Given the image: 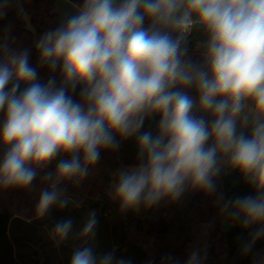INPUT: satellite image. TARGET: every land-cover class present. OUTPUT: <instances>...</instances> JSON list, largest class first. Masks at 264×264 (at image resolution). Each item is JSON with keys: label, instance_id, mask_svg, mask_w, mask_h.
Listing matches in <instances>:
<instances>
[{"label": "clouds", "instance_id": "obj_1", "mask_svg": "<svg viewBox=\"0 0 264 264\" xmlns=\"http://www.w3.org/2000/svg\"><path fill=\"white\" fill-rule=\"evenodd\" d=\"M150 28L144 29L145 20ZM194 27L207 35L205 67L184 60L182 47ZM175 37V38H174ZM41 67L60 69L62 85L36 81L25 50L0 46V186L26 188L34 167L61 160L51 190L42 191L37 211L69 203L61 182L86 176L114 136L139 132L149 115H160L158 134L138 137L141 163L119 173L114 196L124 209L178 199L186 186L215 191L222 162L238 170L258 195L224 203L222 211L244 227L264 224V0H83V5L35 44ZM21 84L25 87L21 90ZM11 85V87H9ZM77 85L80 100L71 92ZM195 87L198 104L186 92ZM211 115V127L193 108ZM245 129L250 135H245ZM212 140L211 146L208 141ZM82 157V159H81ZM96 213L80 232L91 239ZM72 221L57 223L53 235L67 238ZM264 236L258 229L252 243ZM92 246L75 251L71 264H112ZM188 264H198V254Z\"/></svg>", "mask_w": 264, "mask_h": 264}, {"label": "trees", "instance_id": "obj_2", "mask_svg": "<svg viewBox=\"0 0 264 264\" xmlns=\"http://www.w3.org/2000/svg\"><path fill=\"white\" fill-rule=\"evenodd\" d=\"M69 1L79 8L83 5V0ZM54 2L55 0H0V46L7 45L9 50L17 54L27 50L30 66L37 69L35 82L43 86L54 79L56 87H60L62 78L59 67L54 72L47 65L41 67L35 47L36 41L46 32L55 30L68 18L59 15ZM25 14L30 17L34 31L28 28ZM150 26V21L146 19L143 28L147 30ZM206 42L207 35L204 31L194 27L182 45L187 49L184 60L193 56L192 64L203 67V46ZM24 87L21 84V90ZM82 87L83 85H77L75 92L69 89L74 100H80ZM193 114L205 118L204 112L199 109H193ZM3 117L4 113L0 112V119L3 120ZM159 121V114L149 115L135 135L127 139L115 135L117 146L102 149L99 160L88 167L86 176L61 182L59 188L64 190L65 197L83 199L91 209L99 207L104 216L121 214L120 246L110 251L121 255L120 264H188L192 253L198 254V264H264V236L252 243L249 251L244 250L252 242L254 233L264 227V224L244 227L241 220L229 214L230 210L222 211L226 202L238 197L258 195L256 188L238 170L232 169L223 177L220 174L214 177V192L186 186L178 199L166 197L152 206L141 203L137 210L124 209L119 200H112L109 195L111 173L136 167L141 163L138 137L144 132H151L155 137ZM250 134L245 132V135ZM211 144L212 140H209L207 146ZM70 158L69 155L59 154L48 164V169L43 173L45 189L51 190L52 183L45 177L52 174L54 178L60 161ZM94 201L99 203L95 205ZM51 209L52 207L37 221L46 224L53 233L55 225L60 221L50 216ZM157 222L163 223L164 230L157 229ZM225 223L232 225L225 230ZM29 224L0 209V264H47L43 242L27 234L26 227ZM77 237L73 236L72 239L68 235L67 238L58 240L62 248L76 251L81 249ZM93 251L94 255L101 254L98 250Z\"/></svg>", "mask_w": 264, "mask_h": 264}, {"label": "rangeland", "instance_id": "obj_3", "mask_svg": "<svg viewBox=\"0 0 264 264\" xmlns=\"http://www.w3.org/2000/svg\"><path fill=\"white\" fill-rule=\"evenodd\" d=\"M54 8L62 18L76 14L79 9L78 6L69 0H55ZM24 18L27 22L28 28L34 31L33 26L30 24V17L28 14H25ZM187 61L193 63V56L188 57ZM203 67H205V64ZM173 90H181L191 96L189 91H196V88L192 87ZM191 97L196 101L195 96ZM2 125L3 120L0 119V128H2ZM4 152V147L0 145V159H2ZM29 167H34L37 173L32 183L26 188H5L0 186V203H5L9 209H11V214L13 216H15V214L21 216L24 221L30 223L29 226L26 227L27 234H29V236L33 239H39L43 242L45 246V260L47 264H71V259L75 250L62 248L58 238L53 235L51 228L44 223L41 224L35 219L37 216L39 217L37 206L40 195L42 191L45 190L43 173L48 169V164L43 167H35L34 165H29ZM121 170L123 171L125 169ZM119 173V170L111 173L109 195L114 201L119 200L114 196V185L118 182ZM78 200L80 203L77 202ZM78 200L74 202L69 200V203L63 208L59 207V205H54L51 209L50 216L56 217L60 222L70 219L72 221V230L70 231L69 236L72 239L73 236H78L77 240L79 241L81 248L85 246H92L93 250L100 251L101 254L95 255L97 257V261H99L101 256L109 254L112 249H116L120 246L119 243L122 235V216L118 213L107 214V216H104L103 212L99 210V207L91 209L87 206V203L83 199ZM78 203L81 204L82 208H78ZM94 203L96 205V203L99 202L94 201ZM87 207L90 211H88ZM137 209L138 207L133 210ZM93 211L96 213V225L93 231V236L91 239L81 238L80 232L85 226L90 213ZM231 225L232 224L225 223L223 227L227 230ZM156 226L158 230H164L165 228L163 223L160 222H157ZM110 254H112L113 257L112 264L121 263V255L114 252Z\"/></svg>", "mask_w": 264, "mask_h": 264}, {"label": "crops", "instance_id": "obj_4", "mask_svg": "<svg viewBox=\"0 0 264 264\" xmlns=\"http://www.w3.org/2000/svg\"><path fill=\"white\" fill-rule=\"evenodd\" d=\"M71 2V1H70ZM79 8V7H78ZM187 61V60H186ZM197 91V90H196ZM196 91H189V93H190V95L191 96H195V99H196V102H197V104H198V93L196 92ZM193 109H198V107H195L194 106V108ZM204 115H205V119L209 122V126H211V119H212V117H211V115L210 114H208V113H204ZM245 132H250L248 129H245L244 130ZM129 169H131V168H127V169H125V170H129ZM232 169L231 168H229V166H228V164H227V162L226 161H223L222 162V167H221V172L219 173L220 175H221V177H223V176H225V175H227V174H229L230 173V171H231ZM119 171H122L121 169L119 170ZM69 200H72L73 202L74 201H77L79 198H68ZM77 202H79L80 203V201L78 200ZM77 204V206H78V208H82L81 207V204ZM87 206H88V204H87ZM89 207V206H88ZM87 207V208H88ZM90 208V207H89ZM88 208V211H90V209ZM0 209H2V210H4V211H8V212H10L11 213V209H9V207L5 204V203H3V204H1L0 203ZM87 211V212H88ZM13 216V215H12ZM43 216V215H42ZM42 216H40L39 215V217L37 216V218L39 219L40 217H42ZM13 217H18V218H20V219H22L23 221H24V219L21 217V216H18V215H16L15 214V216H13ZM37 218H35L36 220H37ZM27 222V221H26Z\"/></svg>", "mask_w": 264, "mask_h": 264}]
</instances>
